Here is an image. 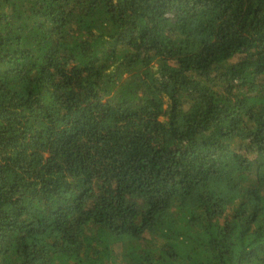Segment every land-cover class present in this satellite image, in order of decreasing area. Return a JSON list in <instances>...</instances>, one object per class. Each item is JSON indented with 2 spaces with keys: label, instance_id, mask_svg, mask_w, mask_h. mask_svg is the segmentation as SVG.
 <instances>
[{
  "label": "trees",
  "instance_id": "trees-1",
  "mask_svg": "<svg viewBox=\"0 0 264 264\" xmlns=\"http://www.w3.org/2000/svg\"><path fill=\"white\" fill-rule=\"evenodd\" d=\"M0 264H264V0H0Z\"/></svg>",
  "mask_w": 264,
  "mask_h": 264
}]
</instances>
